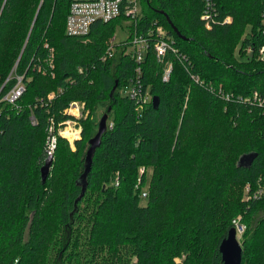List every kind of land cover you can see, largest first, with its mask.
<instances>
[{
  "label": "trees",
  "instance_id": "1",
  "mask_svg": "<svg viewBox=\"0 0 264 264\" xmlns=\"http://www.w3.org/2000/svg\"><path fill=\"white\" fill-rule=\"evenodd\" d=\"M72 1L0 0V264H223L218 247L239 213L241 262L264 264V192L243 197L264 172V105L239 100L264 97V59L244 49L258 42L264 0H217L211 27L200 17L202 0H140L132 28L162 25L178 51L160 61L148 34L140 79L159 104L141 112L122 93L134 57L118 44L101 60L122 16L72 36ZM20 75L16 103L1 100ZM78 100L89 113L71 145L56 125ZM106 111L78 198L89 139ZM253 152L251 164L237 162Z\"/></svg>",
  "mask_w": 264,
  "mask_h": 264
},
{
  "label": "built area",
  "instance_id": "2",
  "mask_svg": "<svg viewBox=\"0 0 264 264\" xmlns=\"http://www.w3.org/2000/svg\"><path fill=\"white\" fill-rule=\"evenodd\" d=\"M202 12L201 19L205 22L207 27H211L216 23L218 18V7L217 0H202ZM68 15L66 17V32L69 35H87L91 29V24L97 21H108L115 19L118 16L126 18L130 23L129 33L124 41L115 42L113 39L114 34L108 38V43L104 51V56L101 60L112 57L116 48V45L120 44L121 48H124L126 53H130L134 57L137 65L135 66V76L130 79V83L123 87L122 93L130 98L134 99L136 102L135 109L139 112L143 111L146 106L152 101L153 95L148 92V89L143 87L140 75L142 73V67L140 64L144 60V55L146 53L147 47L150 43V38L148 34L155 33V40L153 41V50L156 53L157 58L161 61L162 58L167 54V50H171L174 53L178 52L177 48L174 47V39L167 34L166 29L160 25L155 27V29L148 30L146 33L139 32L136 27L132 28V23H135L140 15V0H74L71 2L68 10ZM223 21H229L230 16H224ZM261 25L259 28L258 42L247 43L244 47L246 54L255 56L258 59H264V8L260 15ZM171 63H167V69L163 74V78L166 79L171 70ZM82 70L81 68H79ZM196 80L197 76H195ZM25 89V85L22 82V76L17 77L16 83L11 87L6 94L1 98V100H7L10 103L15 104L17 99L20 97ZM221 89L219 90V92ZM221 95H225L221 92ZM53 93H49L48 97H52ZM227 99L230 97L228 94L225 96ZM239 100L247 103L248 105H258L263 107L264 97H262L257 91L249 94L246 97H239ZM65 112L71 116L64 119L63 122H59L57 127V133L66 138L71 145L74 144V140L79 137L81 133L82 126L80 124V119L88 115V110L85 108L84 102L72 101L68 107L64 109ZM31 122L35 123V117L31 116ZM110 126L111 123H109ZM49 133H53L56 127L53 124V118H50ZM69 132L71 134H67ZM55 137H51V145L49 147L48 153L54 148ZM144 167H141L143 170ZM264 172L257 179L256 184L251 188L249 183L244 186V198L249 199L252 197H259L264 192ZM115 181L118 182L115 178ZM143 196L146 195V191H141ZM242 215L236 214L232 219V226L235 228V233L239 238L242 236V232L246 228L244 220L241 218Z\"/></svg>",
  "mask_w": 264,
  "mask_h": 264
},
{
  "label": "water",
  "instance_id": "3",
  "mask_svg": "<svg viewBox=\"0 0 264 264\" xmlns=\"http://www.w3.org/2000/svg\"><path fill=\"white\" fill-rule=\"evenodd\" d=\"M165 16L167 18V22L170 23L171 27H173V31L176 32L177 35L182 36L180 34V32L178 31L177 27L174 26L173 23H171L168 15L165 13ZM118 86V82L115 83V85L113 86L111 93L113 92V90ZM152 104L154 107H157L159 104V97L154 95L152 98ZM110 107H108L107 110H109ZM107 118H108V112L106 111L105 113L102 114V116L100 117L99 121H98V129L95 132V134L93 135V137H91L89 139V147L86 151V164H85V170L80 174L79 177V182L80 184H82V188H81V192L79 194V197H81V194L84 192L87 182H86V175L88 170L90 169V165H91V160H92V156L94 155V150L97 146H99L101 140H100V136L101 134L107 129ZM256 156V153L253 152L251 154H245L239 157L238 159V163L239 164H243V165H249L251 164V160L252 158ZM51 159L52 156L48 155L45 159V161L43 162V164L40 166L41 169V177L44 180L47 176V174L49 173V167L51 164ZM220 248V252H221V259L223 264H242L241 262V258H242V249L243 247L241 246V241L240 239H238L236 233H235V228L234 226H231L227 232V235L225 236V238L222 239V241L219 244Z\"/></svg>",
  "mask_w": 264,
  "mask_h": 264
},
{
  "label": "rangeland",
  "instance_id": "4",
  "mask_svg": "<svg viewBox=\"0 0 264 264\" xmlns=\"http://www.w3.org/2000/svg\"><path fill=\"white\" fill-rule=\"evenodd\" d=\"M115 25H116V27L114 29V36H113V39L115 40V42L118 43L119 41L126 40L128 33H129V27H130L131 23L126 18L122 17L121 19H119L117 21V23ZM106 124H107V122H106ZM66 133L71 134L69 132H66ZM148 173H149V169H148ZM147 183H148V180H147L146 184ZM245 224H246V222H245ZM239 239L241 241V238H239Z\"/></svg>",
  "mask_w": 264,
  "mask_h": 264
}]
</instances>
